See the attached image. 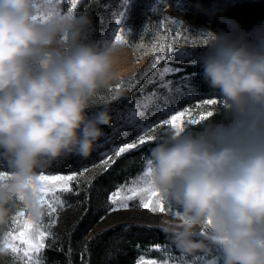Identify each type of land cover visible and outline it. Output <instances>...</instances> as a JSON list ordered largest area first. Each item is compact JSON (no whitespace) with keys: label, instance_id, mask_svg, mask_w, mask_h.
<instances>
[{"label":"clouds","instance_id":"9594fccd","mask_svg":"<svg viewBox=\"0 0 264 264\" xmlns=\"http://www.w3.org/2000/svg\"><path fill=\"white\" fill-rule=\"evenodd\" d=\"M191 11L193 24L206 18L195 66L222 119L169 126L137 178L173 209L157 227L181 256L264 264V31L250 39L226 9ZM93 31L87 14L59 0H0V254L13 232L47 224L46 170L87 160L111 125L106 107L89 112L119 76L117 49Z\"/></svg>","mask_w":264,"mask_h":264},{"label":"rangeland","instance_id":"374dc122","mask_svg":"<svg viewBox=\"0 0 264 264\" xmlns=\"http://www.w3.org/2000/svg\"><path fill=\"white\" fill-rule=\"evenodd\" d=\"M85 0H77V4L74 8V14H80L82 11L81 3ZM165 3L170 6V11H165L160 0H120L117 4V9L112 11L109 20L105 23V27L102 32L97 34L92 33L90 39L98 42H112L114 40L115 33L119 30H123L125 34L126 43L115 45L117 49V55L115 57L114 70L119 74L118 78L112 81L111 88L101 90L100 96L97 98L96 107H94L89 115H92L94 111L103 107H111L112 104L119 101L121 95L133 87L144 89L146 85L147 77L143 76V73L148 69L150 62L154 59L153 50L158 44H174L180 50L189 51L194 53L192 57H186L180 63H186L202 51L198 46V41L201 38L199 29L205 26V17L200 16L196 18L195 23H191L193 20L191 7H185L182 0H165ZM60 7L63 11H67L69 7H72V0H60ZM211 7H219L226 9L225 15L234 20L239 26V34L247 35L248 38H252L255 30L264 31V0H244L242 2H224L213 4ZM85 10H83L84 12ZM83 14V13H82ZM165 20L166 26L160 27L159 21ZM187 22L181 24L180 20ZM175 21L176 23H170ZM214 32H220L226 30L223 25L215 24L209 25ZM179 31L183 35L178 40H173L175 33ZM164 63V62H162ZM173 63L172 68L178 69ZM159 67V66H158ZM155 71V70H153ZM175 74L168 75L165 79L172 81L176 85V88L180 86L182 91L177 93L173 91L171 95L167 93V98L172 99V105L176 108V111L183 110L185 107L191 106L193 108V117L198 118L200 112L207 111L209 108L214 110V116L212 117L215 122L219 123L222 119L220 115L216 113V106H202L200 109H196L195 105L200 103L204 98H212L210 94L194 92L192 90H186L184 84V78L171 79ZM151 76V73H149ZM139 79V85L136 84V80ZM158 85H161L160 80H156ZM182 86H181V85ZM120 86L119 89L117 86ZM140 85H144L141 87ZM175 88V89H176ZM173 89V90H175ZM167 92V90H166ZM143 96V95H142ZM174 100V101H173ZM209 118V119H212ZM155 129H150L148 135L158 136L164 128H161L159 123L155 124ZM167 126H165L166 128ZM192 127H195L193 125ZM94 158H98L95 156ZM93 160V159H92ZM99 160L88 166L89 170L81 177L78 182L72 183V193H62L61 196L65 201V208L58 212V216L54 217L57 220L56 225L51 229L53 236L46 241V248L41 252V259L43 264H52L46 259L45 251H60V245L65 240L69 233L75 227V223L86 211V204L84 206L83 198H85L86 192L88 193L87 184L92 182L96 175H98L102 168L99 166ZM143 165L139 175L144 168ZM53 170H46V173H52ZM136 175V176H137ZM133 177L132 179L136 178ZM130 179V180H132ZM129 180V181H130ZM79 193V195H76ZM109 195V194H108ZM108 197V196H107ZM106 200L104 201L103 220L100 219L90 230L89 234L84 238L83 242L90 239L95 234L102 232L108 228L118 225H143L147 227H157L162 218H170V214L164 213H149L147 210H128L119 211L112 214H107ZM48 221V217L46 218ZM162 248H166V252L149 251L148 248L142 251L136 258V262L140 256L143 255L145 259H165L171 256L173 259L180 256V254L174 249L166 245H160ZM84 247V246H83ZM82 247V249H83ZM197 257H204L197 255L189 257V259L195 260ZM89 264L88 261L82 260L81 264ZM0 264H19L14 258L13 254L7 255L0 254Z\"/></svg>","mask_w":264,"mask_h":264},{"label":"snow or ice","instance_id":"6c2138e0","mask_svg":"<svg viewBox=\"0 0 264 264\" xmlns=\"http://www.w3.org/2000/svg\"><path fill=\"white\" fill-rule=\"evenodd\" d=\"M47 2H54V0H47ZM60 3V0H59ZM77 4V0H72V8L74 10ZM168 23L165 20H160L159 24L161 28H164ZM170 23H176L170 21ZM182 33L177 31L173 40H178L182 37ZM115 45L126 43L125 34L123 30H119L115 33L114 40ZM194 53L189 51L180 50L174 46V44H158L154 47L153 56L154 59L150 62L148 69L143 73V77H147L146 83H152L156 80L161 81V87L166 89L169 95L173 91L179 93L182 88L178 86L175 90L172 88V81L165 79L170 74H175L178 69L172 68L173 63H180L186 57H192ZM164 62V63H162ZM159 66V67H158ZM155 70V71H153ZM151 73V76H149ZM136 84L139 85V79L136 80ZM143 87L144 85H140ZM119 85L117 88L119 89ZM156 93L146 94L135 103V105L127 109L124 113H120L114 117V124L109 133H105L102 141L95 146L94 152L99 158V166L102 171L99 175H103L109 168L115 165L121 158H124L126 154H133L132 150H141L142 146L150 147L149 142H158L159 137L165 135L169 126L184 128L185 126L197 125L202 120H207L214 116V110L209 108L207 111H202L198 118H194L193 108L191 106L185 107L183 110L176 111L171 104H168L165 97L166 108H159L152 115L164 116L167 118L158 121L161 128H164L158 136L148 135L150 129H155V124L151 122L150 117L147 116V110L157 100ZM217 101L211 98H204L200 103L195 105L196 109L202 108V106H213ZM165 126H167L165 128ZM127 129H131L130 133ZM134 133V138H133ZM146 157L142 158L144 163L143 171L147 174L150 169V163L146 162ZM88 161L80 158H74L72 163L65 168V161L61 160L54 165L57 168L62 169L60 172L46 173L40 177L42 187V203L46 205L48 209V222L44 226L39 227H24L21 230H17L11 234L7 247L10 253L19 264H43L41 259V252L46 248V241L53 236L51 229L56 225L57 220L54 218L58 216V212L65 208V201L62 198V193H72V183L78 182L79 177L83 176L88 170ZM130 181H125L123 184L118 185L112 190L106 201L107 214H112L119 211H128L133 209L147 210L149 213L156 214H171L173 209L167 205L158 196V193L152 191L148 187L147 180L137 178ZM92 183L89 181L87 189L90 190ZM79 195V193H76ZM89 197L85 195L84 203H87ZM104 217H101L103 220ZM125 230L132 227L130 224L123 225ZM87 251V246L85 248ZM166 252V248H162L160 245L152 246L149 251ZM71 249H69V254ZM82 260H83V254ZM86 264V262H85ZM136 264H211L209 259L203 257H197L192 260L183 256H178L173 259L171 256L165 259H145L143 255L140 256Z\"/></svg>","mask_w":264,"mask_h":264},{"label":"trees","instance_id":"16d2710c","mask_svg":"<svg viewBox=\"0 0 264 264\" xmlns=\"http://www.w3.org/2000/svg\"><path fill=\"white\" fill-rule=\"evenodd\" d=\"M120 0H85L81 3L82 11L80 14H87L91 19L94 34L103 31L105 23L111 17L112 11L117 9V4ZM185 7L190 8L192 5L199 3L205 8H209L213 4L224 2H242L244 0H182ZM83 10H85L83 12ZM178 71L171 77V79L184 78V87L186 90H192L200 94H208L206 87L201 83L198 75V67L195 66V58L186 63H175ZM180 84V85H181ZM182 86V85H181ZM173 89L176 85L173 84ZM156 93L158 98L156 102L147 110V116L150 117L152 123L156 124L159 120L167 118L164 116L152 115L159 108H166L165 97L167 98L166 89L162 88L156 81L146 85L144 89L130 88L123 95H121L118 103L115 101L107 110L111 116V125L103 127V132L109 133L114 124V117L120 113H124L127 109L133 107L138 102L142 95ZM174 101V100H173ZM168 104L172 105V99L167 98ZM173 106V105H172ZM174 107V106H173ZM174 109H176L174 107ZM130 133L131 129H127ZM104 137V136H103ZM101 140L97 143L99 144ZM134 138V133H133ZM156 142H149L150 147L142 146L141 150H132L133 154H126L115 165L109 168L103 175H96L92 180V187L88 190V201L86 204V211L75 223V227L69 233L65 240L60 245V251L44 252L46 259L52 264H81L82 255L83 260L88 261L89 264H134L138 255L154 246L166 245L169 246L165 235L159 228L147 227L143 225H132L128 230H125L123 225L108 228L99 232L88 239L85 244L84 238L89 234L93 226L98 222L103 214V204L108 194L114 190L118 185L123 184L126 180L129 181L135 177L142 169L144 163L142 158L147 157L150 149L155 146ZM96 153L93 151L91 156L87 159L88 166L98 161L99 158H94ZM76 156H72L65 161V168L72 163ZM93 159V160H92ZM49 170L56 172L62 171L56 165H52ZM85 201V198H83ZM84 246V247H83ZM87 246V251L85 250ZM83 247V249H82ZM173 248V247H171ZM69 249L71 253L69 254Z\"/></svg>","mask_w":264,"mask_h":264},{"label":"bare ground","instance_id":"6f19581e","mask_svg":"<svg viewBox=\"0 0 264 264\" xmlns=\"http://www.w3.org/2000/svg\"><path fill=\"white\" fill-rule=\"evenodd\" d=\"M202 92H203V91H202ZM202 92H201V93H202Z\"/></svg>","mask_w":264,"mask_h":264}]
</instances>
